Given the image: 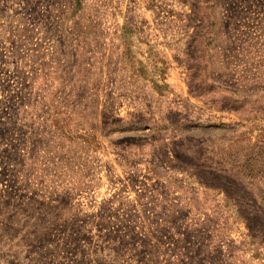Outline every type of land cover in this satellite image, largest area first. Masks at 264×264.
Instances as JSON below:
<instances>
[{
    "label": "rangeland",
    "instance_id": "rangeland-1",
    "mask_svg": "<svg viewBox=\"0 0 264 264\" xmlns=\"http://www.w3.org/2000/svg\"><path fill=\"white\" fill-rule=\"evenodd\" d=\"M0 264H264V0H0Z\"/></svg>",
    "mask_w": 264,
    "mask_h": 264
}]
</instances>
